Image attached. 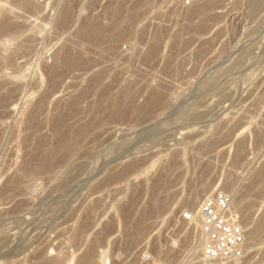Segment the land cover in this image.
Masks as SVG:
<instances>
[{
	"label": "rangeland",
	"instance_id": "1",
	"mask_svg": "<svg viewBox=\"0 0 264 264\" xmlns=\"http://www.w3.org/2000/svg\"><path fill=\"white\" fill-rule=\"evenodd\" d=\"M5 1L0 264H180L197 243L187 215L219 190L251 231L229 264H264V3Z\"/></svg>",
	"mask_w": 264,
	"mask_h": 264
},
{
	"label": "built area",
	"instance_id": "2",
	"mask_svg": "<svg viewBox=\"0 0 264 264\" xmlns=\"http://www.w3.org/2000/svg\"><path fill=\"white\" fill-rule=\"evenodd\" d=\"M197 221L200 253L188 252L190 257L180 264H229L243 258L246 231L231 194L219 190L205 197L197 210Z\"/></svg>",
	"mask_w": 264,
	"mask_h": 264
},
{
	"label": "bare ground",
	"instance_id": "3",
	"mask_svg": "<svg viewBox=\"0 0 264 264\" xmlns=\"http://www.w3.org/2000/svg\"><path fill=\"white\" fill-rule=\"evenodd\" d=\"M9 1L12 2V0H9ZM18 1H19V0H18ZM21 1H22V0H21ZM126 1H127V0H126ZM126 1H125V2H126ZM249 1H250V2H249L250 4H251V2H252L253 4L256 3L255 5H259V4H261V3H264V0H249ZM206 2H207V1H206ZM7 3H8V1H7ZM12 3H13V2H12ZM16 3H17V1L15 2V4H16ZM24 3H25L26 5H29L30 1H29V0H24ZM32 3H34V1H33ZM32 3H31V5L33 6ZM72 3H73V2H72ZM194 3H195V2H194ZM198 3H199V2L196 3V4H197V7L200 8V6H198ZM201 3H202V1H201ZM207 3H208V2H207ZM9 4H11V3L9 2ZM9 4L7 5V4H6V1H5V3L0 2V11H1V12H4V13H7V14L9 15V13H11V11H13L14 6H17V5H14L13 8H11L12 6L10 7ZM209 4H210V3H209ZM12 5H13V4H12ZM63 5H64V4H63ZM131 5H132V4H131ZM202 5H203V3H202ZM251 5H252V4H251ZM18 6H19V5H18ZM32 6H31V7H32ZM35 6H36V5H35ZM33 7H34V6H33ZM130 7H131V6H130ZM133 7H134V6H133ZM192 7H193V6H192ZM197 7H196V10H197ZM203 7H206V6H203ZM259 7H260V5H259ZM202 9H203V8H202ZM202 9H201V10H202ZM205 9H207V8H205ZM205 9H204V10H205ZM14 10H15V9H14ZM198 10H199V9H198ZM201 10H200V11H201ZM260 10H261V9H260ZM17 11H18V7H17ZM20 11H21V10H20ZM20 11H19V12H20ZM130 11H131V10H130ZM200 11H199V12H200ZM60 12H61V11H60ZM71 12H72V10H71ZM71 12H70V13H71ZM115 12H116V11H115ZM4 13H2L3 16H4ZM15 13H16V12H15ZM15 13H14V16H17ZM70 13H69L68 8H64V9H63V12H62V14H61V16H60V20L58 21L59 24L57 23V25H60V26H61V29H62V26H64V24L67 22ZM72 13H73V12H72ZM193 13H194V12H193ZM18 14H21V13H18ZM25 14H26V13H25ZM5 15H6V14H5ZM111 15H112V14H111ZM128 15H129V14H128ZM3 16H2V17H3ZM9 16H10V15H9ZM9 16H6V17H9ZM29 16H30V15H29ZM102 16H103V15H102ZM126 16H127V15H126ZM2 17H1V18H2ZM18 17H20V16H18ZM22 17H24V16H22ZM26 17H27V16H26ZM30 17H31V16H30ZM128 17H129V16H128ZM4 18H5V17H3V19H4ZM57 18H58V17H57ZM7 19H8V18H7ZM98 19H100V18H98ZM108 19H109V18H108ZM125 19H126V18H125ZM8 20H10V19H8ZM8 20H5V21L2 22V23L0 22V23H1V24H0V31H1V32L6 31V30L8 29V27L10 26ZM115 20H116V19H115ZM115 20H114V21H115ZM118 20H120V19H118ZM0 21H1V20H0ZM30 21L32 22V19H31ZM68 21H69V20H68ZM96 21H98V20H96ZM103 21H104V20H103ZM108 21H110V20H108ZM23 22H25V21H23ZM23 22L20 21L19 23H23ZM56 22H57V21H56ZM56 22H55V23H56ZM93 22H94V21H93ZM112 22H113V21H112ZM13 23H14V22L12 21V24H13ZM15 23H18V21L15 22ZM90 23H92V21H91ZM98 23H99V22H98ZM101 23H102V22H100V24H101ZM106 23H107V22H106ZM114 23H115V22H114ZM117 23H118V22H117ZM12 24H11V26H14V25H12ZM25 24L27 25V22H26ZM92 24H93V23H92ZM96 24H97V23H96ZM102 24H103V23H102ZM110 24H111V22H110ZM121 24H122V23H121ZM124 24H125V23H124ZM124 24H123L122 26H124ZM126 24H127V22H126ZM16 25H17V24H16ZM29 25H30V24H29ZM57 25H56V26H57ZM65 25H67V24H65ZM107 25H109V23H108ZM115 25H116V23H115ZM127 25H128V24H127ZM17 26H19V24H18ZM95 26H96V25H95ZM109 26H110V25H109ZM111 26H112V25H111ZM116 26H117V25H116ZM122 26H120V27H122ZM19 27H20V26H19ZM22 27H23V26H22ZM57 27H58V26H57ZM103 27H106V26L104 25ZM103 27H101L100 25H99L98 27L96 26L95 28L91 27L92 30L94 31V32L92 33V35L94 34V37H93V38H94V39H93L94 42H95V39H96V38H98L99 40H100V39L107 38V37H106V36H107V32H106V30H105L106 28H103ZM112 27H113V26H112ZM112 27H110V28H112ZM120 27H118V28H120ZM15 28H17V27H15ZM23 28H24V27H23ZM25 28H26V27H25ZM59 28H60V27H59ZM108 28H109V27H108ZM110 28H109V29H110ZM125 28H127V27H125ZM64 29H65V28H64ZM112 29H113V28H112ZM120 29H121V28H120ZM123 29H124V28H122V30H123ZM17 30H18V29H17ZM17 30H16V31H17ZM115 30H117V32H119V31H118L119 29H115ZM122 30H121V31H122ZM9 31H11V30H9ZM19 31H20V29H19ZM19 31H18V32H19ZM85 31H87V30L85 29ZM90 31H91V30H90ZM90 31H89V33H90ZM126 31H127V30H126ZM126 31L124 30V32H126ZM7 32H8V31H6L5 34H6ZM11 32H12V31H11ZM11 32H8V34H9V33L11 34ZM13 32H14V31H13ZM82 32H83V31H82ZM108 32H109V31H108ZM114 32H115V31H114ZM124 32H123V33H124ZM119 33H120V32H119ZM123 33H122V34H123ZM30 34H33V33H30ZM112 34H113V31H112ZM120 34H121V33H120ZM33 35H34V34H33ZM33 35H31V36H33ZM79 35H80V34H79ZM89 35H90V37H91V33H90ZM1 36H2V35H1ZM115 36H116V35H115ZM117 36H118V35H117ZM121 36H122V35H121ZM4 37H6V36H4ZM8 37H9V36H8ZM33 37H35V36H33ZM81 37L83 38L84 36L82 35ZM118 37H119V36H118ZM31 38H32V37H31ZM84 38H85V37H84ZM111 38H112V37H111ZM114 38H115V37H114ZM8 39H9V38H8ZM85 39H86V38H85ZM90 39H91V38H90ZM98 39H97V40H98ZM80 40H81V38H80ZM78 41H79V40H78ZM89 41H90V40H89ZM89 41H88V42H89ZM97 42H98V41H97ZM23 43H25V42L23 41ZM83 43H84V42H83ZM92 43H93V42H92ZM88 44H89V43H88ZM88 44H86V45H88ZM99 44H100V43H99ZM65 45H66V44H65ZM79 45H80V44H79ZM79 45H78V49H79ZM113 45H114V44H113ZM81 46H83V45H81ZM90 46H91V45H90ZM92 46H93V45H92ZM21 47H22V46H21ZM63 47H64V46H63ZM65 47H66V46H65ZM83 47H84V46H83ZM23 48H24V47H23ZM66 48H67V47H66ZM70 48H71V47H70ZM74 48H75V47H74ZM80 48H81V47H80ZM62 49H63V48H62ZM67 49H68V48H67ZM82 50H83V49H82ZM18 52H19V51H18ZM57 53H58V52H57ZM71 53H72V52H71ZM71 53H70L69 50H67V51H65V52L63 51V55L61 54L62 57H61V59H59V63H60V65H61L63 68H65V67H66L67 65H69V64L77 63V59L74 58V56L72 57V55L70 56ZM76 53H77V52H76ZM86 53H87V52H86ZM11 54H12V53H11ZM11 54H10V55H11ZM156 54H157V53H156ZM15 55H16V54H15ZM74 55H75V53H74ZM86 55H87V54H86ZM82 56H83V55H82ZM5 57H6V56H5ZM76 57H77V56H76ZM146 57H147V56H146ZM0 58H1V56H0ZM148 58H149V56H148ZM78 59H79V61L81 62V60H82L81 57H79ZM83 59H84V58H83ZM88 59H89V58H88ZM2 60H3V59H2ZM6 60H7V59H6ZM54 60H55V59H54ZM89 60H90V59H89ZM7 61H8V60H7ZM82 61H83V60H82ZM87 61H88V60H87ZM92 62H93V61H92ZM44 63H45V62H44ZM52 63H53V62H52ZM52 63H51V64H52ZM54 63H55V61H54ZM56 63H57V61H56ZM56 63H55V64H56ZM1 64H2V63H1ZM45 64H46V63H45ZM46 66H47V65H46ZM57 66H59V65H57ZM70 66H71V65H70ZM43 67H44V65H43ZM49 67H50V66H49ZM53 67H54V66H53ZM53 67H52V68H53ZM55 67H56V66H55ZM55 67H54V68H55ZM67 67H68V66H67ZM0 68H1V66H0ZM60 68H61V67H60ZM60 68H59V69H60ZM68 68H69V67H68ZM42 69H43V68H42ZM45 69H47V68H45ZM50 69H51V68H50ZM73 69H74V68H73ZM48 70H49V69H48ZM54 70H56V69H54ZM54 70H53V71H54ZM62 70H63V69H62ZM65 70H66V69H65ZM43 71H44V69H43ZM45 71H46V70H45ZM60 71H61V70H60ZM63 71H64V70H63ZM63 71H62V72H63ZM72 71H73V70H72ZM68 72H69V71H68ZM44 73H46V72H44ZM52 73H53V75H54L55 71L52 72ZM57 73H58V70H57ZM49 75H50V74H49ZM49 75H47V77H48ZM55 75H56V74H55ZM50 76H51V75H50ZM50 76H49V77H50ZM55 78H56V77H55ZM61 78H62V76H61ZM63 78H64V77H63ZM63 78H62V79H63ZM58 79H59V77H58ZM54 80H55V79H54ZM54 80H53V81H54ZM3 81H4V80H3ZM3 81H2V82H3ZM51 81H52V80H51ZM0 83H1V82H0ZM59 83H60V82H59ZM49 84H50V83H49ZM54 84H55V83H54ZM57 84H58V83H57ZM8 85H9V84H8ZM8 85H7V86H8ZM52 85H53V84H52ZM203 85H204V84H203ZM47 86H48V85H47ZM49 86H50V85H49ZM53 86H54V85H53ZM55 86H56V85H55ZM126 86H128V85H126ZM126 86H125V88H126ZM5 87H6V86H5ZM51 87H52V86H51ZM129 87H130V86H129ZM132 87H133V86H132ZM7 89H8V88H7ZM15 90H16V89H15ZM47 90H49L48 87H47ZM45 92H46V91H45ZM5 93H6V92H5ZM100 93H101V92H100ZM123 93H124V92H123ZM123 93H122V95H123ZM48 94H49V93H48ZM112 94H113V93H112ZM2 96H3V95H2ZM7 96H8V95H7ZM45 96H46V94H45ZM118 96H119V94H118ZM123 96H124V95H123ZM152 96H153V95H152ZM4 97H5V96H4ZM46 97H47V96H46ZM79 97H80V96H79ZM73 98L75 99V97H73ZM76 98H77V97H76ZM101 98H102V97H101ZM108 98H109V97H108ZM111 98H112V97H111ZM129 98H130V97H129ZM79 99H80V98H79ZM122 99H123V98H122ZM2 100H4V99H2ZM77 100H78V99H77ZM111 100H112V99H111ZM155 100H157V99H155ZM102 101H103V100H102ZM119 101H120V99H119ZM72 102H73V100H72ZM75 102H76V101H75ZM78 102H79V101H78ZM149 102H150V101H149ZM119 103H120V102H119ZM122 103H123V102H122ZM128 103H129V102H128ZM71 104H72V103H71ZM74 104H75V103H74ZM76 104H77V103H76ZM115 104H116V102H115ZM2 105H3V104H2ZM6 105H7V104H6ZM6 105H5V106H6ZM33 105H34V104H33ZM40 105H41V104H40ZM72 105H73V104H72ZM72 105H71V106H72ZM117 105H118V104H117ZM5 106H4V107H5ZM35 106H36V105H35ZM35 106H34V107H35ZM75 106H76V105H75ZM121 106H122V105H121ZM0 107H1V106H0ZM4 107H3V108H4ZM6 107H7V106H6ZM34 107H33V108H34ZM39 107H40V106H39ZM123 107H124V106H123ZM33 108H32V109H33ZM36 108H37V107H36ZM73 108H74V107H73ZM102 108H103V107H102ZM10 109H11V108H10ZM2 110H3V109H2ZM4 110H5V109H4ZM33 110H34V109H33ZM93 110H94V109H93ZM34 111L37 112L36 110H34ZM2 112H3V111H2ZM28 112H30V111L28 110ZM31 112H32V111H31ZM65 113H66V112H65ZM32 114H33V113H32ZM63 114H64V113H63ZM26 115H27V114H26ZM33 115H34V114H33ZM66 115H67V114H66ZM27 116H28V115H27ZM35 116H37V115H35ZM60 116H61V115H60ZM64 116H65V115H64ZM30 117H31V116H30ZM33 117H34V116H33ZM65 118H67V117H65ZM65 118H64V119H65ZM28 119H29V118H28ZM30 119H32V118H30ZM26 120H27V119H26ZM32 121H33V120H32ZM34 121H35V120H34ZM94 121H95V120H94ZM94 121H93V122H94ZM35 122H36V121H35ZM55 122H56V121H55ZM23 123H24V122H23ZM40 123H41V122H40ZM40 123H39V124H40ZM42 123H43V122H42ZM63 123H64V122H63ZM43 124H44V123H43ZM50 124H51V123H50ZM92 124H93V123H92ZM65 125H67V123H66ZM77 125H78V124H77ZM89 125H90V123H89ZM29 126H32V125H29ZM33 126H34V125H33ZM55 126H56V125H55ZM62 126H63V125H62ZM68 126H69V125H68ZM59 127H60V125H59ZM94 127H96V126H94ZM36 128H37V127H36ZM77 129H78V128H77ZM80 129H81V128H80ZM35 130H36V129H35ZM38 130H39V129H38ZM60 130H61V129H60ZM60 130H59V131H60ZM74 130H75V129H74ZM63 131H64V130H63ZM68 131H69V130H68ZM76 131H77V130H76ZM31 132H32V131H31ZM54 132H56V131H54ZM61 132H62V131H61ZM83 132H84V131H83ZM89 132H90V131H89ZM32 133H33V132H32ZM59 133H60V132H59ZM62 133H65V132H62ZM67 133H68V132H67ZM28 134H29V133H28ZM55 134H56V133H55ZM79 134H80V133H79ZM83 134H84V133H83ZM86 134H87V133H86ZM41 135H42V134H41ZM65 135H66V134H65ZM36 136H37V135H36ZM53 136H54V134H53ZM77 136H78V135H77ZM23 137H25V136H23ZM30 137H31V136H30ZM41 137H42V136H41ZM48 138H49V137H47V139H48ZM71 138H72V137H71ZM28 139H29V138H28ZM55 140H56V138H55ZM43 141H44V140H43ZM53 141H54V140H53ZM59 141H60V140H59ZM72 141H73V140H72ZM45 142H49V141H45ZM69 142H70V141H69ZM56 143H57V142H56ZM61 143H62V142H61ZM34 144H36V143H34ZM47 144H48V143H47ZM58 144H59V143H58ZM72 144H73V143H72ZM54 146H55V145H54ZM54 146H53V147H54ZM58 146H59V145H58ZM67 146H68V144H67ZM32 147H33V146H32ZM51 147H52V146H51ZM51 147H50V148H51ZM61 147H62V146H61ZM69 147H70V145H69ZM50 148H49V149H50ZM54 148H55V147H54ZM64 148H65V146H64ZM72 148H74V147H72ZM72 148H71V149H72ZM31 149H32V148H31ZM42 149H43V148H42ZM62 149H63V148H62ZM68 149H69V148H68ZM75 149H76V148H75ZM53 150H55V149H53ZM56 150H57V149H56ZM58 150H61V149H58ZM65 150H67V149H65ZM37 151H38V150H37ZM51 151H52V150H51ZM67 151H68V150H67ZM71 151H72V150H71ZM71 151H70V152H71ZM25 152H26V151H25ZM25 152H24V153H25ZM34 152H35V151H34ZM34 152H33V153H34ZM54 152H56V151H54ZM50 153H51V152H50ZM57 153H58V152H57ZM64 153H65V152H64ZM73 153H74V152H73ZM69 154H70V153H69ZM50 155L52 156V154H50ZM62 155H63V152H62ZM66 155H67V154H65V156H66ZM70 155H71V154H70ZM37 156H38V155H37ZM46 156H47V155H46ZM55 156H56V155H55ZM31 157H32V156H31ZM34 157H35V156H34ZM34 157H32V158H34ZM61 157H62V156H61ZM61 157H60V158H61ZM68 157H69V156H68ZM49 158H50V156H49ZM53 158H54V153H53ZM53 158H51V159H53ZM65 158H66V157H65ZM41 159H42V158H41ZM30 160H31V159H30ZM37 160H38V157H37ZM42 160H43V159H42ZM42 160H41V161H42ZM45 160H46V159H45ZM49 160H50V159H49ZM54 160H55V159H54ZM41 161L39 160V162H41ZM47 161H48V160H47ZM21 162H22V161H21ZM28 162H29V160H28ZM50 162H51V161H50ZM23 163H24V162H23ZM44 163H45V162H44ZM62 163H63V162H62ZM30 164H32V163H30ZM54 164H55V162H54ZM36 165H37V164H36ZM46 165H47V164H46ZM46 165H45V166H46ZM49 165H50V164H49ZM49 165H48V167H49ZM63 165H64V163H63ZM24 166H25V165H24ZM26 166H27V165H26ZM32 166H33V165H32ZM55 166H56V165H55ZM41 167H43V166H41ZM52 167H53V165H52ZM128 167H129V166H128ZM24 168H25V167H24ZM27 168H28V166H27ZM45 168L47 169V167H45ZM130 168H131V167H130ZM25 169H26V168H25ZM25 169H24V170H25ZM30 169H31V167H30ZM39 169H40V167H39ZM39 169H38V170H39ZM50 169H51V168H50ZM128 169H129V168H128ZM36 170H37V168H36ZM38 170H37V172L40 171V170H39V171H38ZM41 170H42V169H41ZM44 170H45V169H44ZM48 170H49V169H48ZM28 171H29V169H28ZM34 171H35V170H34ZM22 172H23V169H22ZM25 172H26V171H25ZM45 172H46V170H45ZM50 172H51V171H50ZM20 173H21V172H20ZM31 173H32V171H31ZM34 173H35V172H34ZM34 173H33V174H34ZM263 173H264V172H263ZM23 174H24V173H23ZM27 174H28V173H27ZM27 174H26V176H28ZM18 175H19V174H18ZM35 175H37V173H36ZM19 176H20V175H19ZM24 176H25V175H24ZM15 177H16V176H15ZM21 177H22V176H21ZM31 177H32V176H31ZM33 177H34V176H33ZM36 177H37V176H36ZM261 177H262V176H261ZM12 179H13V178H12ZM20 179H21V178H20ZM30 179H31V178H30ZM13 180H14V179H13ZM25 180H26V179H25ZM25 180H24V181H25ZM27 180H28V179H27ZM18 182H19V181H18ZM20 182H21V181H20ZM25 182H26V181H25ZM9 184H10V183H9ZM19 184H20V183H19ZM22 184H23V183H22ZM22 184H21V185H22ZM12 185H13V184H12ZM23 185H24V184H23ZM29 185H30V184H29ZM204 185H205V184H204ZM213 185H214V184H213ZM213 185L209 183V185L206 186V189H207V190H208V189H209V190L212 189V188H213ZM19 186H20V185H19ZM19 186H18V189H20ZM25 187H26V186H25ZM6 188H7V187H6ZM16 188H17V187H16ZM16 188L14 187V189H16ZM14 189H13V192H14ZM200 189H201V188H200ZM206 189H205V190H206ZM26 190H27V189H26ZM205 190H204L203 192H205ZM5 191H6V190H5ZM18 191H19V190H18ZM201 191H202V190H201ZM16 192H17V191H16ZM21 192H22V191H21ZM197 192H198V191H197ZM195 195H196V194H195ZM195 195H194V196H195ZM197 195H198V194H197ZM197 195H196V196H197ZM201 195H202V194H200L199 196H201ZM194 196L192 195L193 203H194V204H196V203L199 204L200 202H196V201H194V199H193ZM195 198H198V197H195ZM196 200H197V199H196ZM198 201H199V200H198ZM21 202H22V201H21ZM22 204H23V202H22ZM22 204H21V205H22ZM191 204H192V201H191ZM198 204H197V205H198ZM132 208H133V207H132ZM194 208H196V207H194ZM125 210H126V209H125ZM123 211H124V210H123ZM128 211H129V210H128ZM126 212H127V211H126ZM243 212H244V211H243ZM124 213H125V211H124ZM144 215H145V214H144ZM190 216H191V217L193 216V220H192V221H194V222L196 223V225L198 226V221H197V211H196L194 214H193V213L190 214ZM142 217H143V216H142ZM245 217H246V216H245ZM139 219H140V218H139ZM191 219H192V218H191ZM194 222H193V223H194ZM243 223H244V222H243ZM133 224H134V223H133ZM135 224H136V223H135ZM135 224H134V226H135ZM138 224H139V222H138ZM140 224L142 225V223H140ZM141 225H140V227H141ZM136 226H137V225H136ZM142 226H143V225H142ZM138 227H139V226H138ZM142 228H143V227H142ZM143 229H144V228H143ZM254 229H255V228H252V229H250V230H254ZM259 229H260V228H259ZM137 230H139V229H137ZM255 230H258V229H255ZM139 232H140V231H139ZM142 232H143V231H142ZM254 232H255V231H254ZM247 233H251V231H250V232L247 231ZM247 233H246V234H247ZM257 233H258V232H257ZM252 235H253V232H252ZM252 235H251V236H252ZM249 236H250V235H248V237H249ZM253 236H254V235H253ZM138 237H140V236H138ZM138 239H139V238H138ZM131 240H132V239H131ZM136 240H137V238H136ZM196 242H197V241H196ZM133 243H134V241H133ZM156 244H157V243H156ZM159 245H160V244H159ZM192 245H193V246H192V249H191L190 251H192V254H194V255L197 256V254L200 253V245H199L198 243H195V245H194V244H192ZM160 249H161V248H159V250H160ZM89 250H90V249H89ZM157 250H158V249H157ZM159 250H158V252H160ZM190 251H189V252H190ZM89 252H90V251H89ZM89 252H88V253H89ZM105 252H106V251H105ZM105 252H104V255H105ZM162 252H163V249H162ZM187 253H188V251H187ZM86 254H87V253H86ZM159 254H160V253H159ZM170 255H171V254H170ZM84 256H88V254H87V255H84ZM162 256H164V255H162V253H161V257H162ZM157 257H158V255H157ZM164 257H165V256H164ZM164 257H163V258H164ZM172 257H174V256H172ZM188 257H189V255H188ZM106 258H107V257H106ZM177 258H178V257H177ZM84 259H85V257H84ZM43 260H44V259H43ZM81 260H83V259H81ZM155 260H156V259H155ZM157 260H158V258H157ZM159 260H161V259H159ZM159 260H158V261H159ZM178 260H179V259H178ZM85 261H86V259H85ZM39 262H41V261H39ZM153 262H156V261H154V259H153V260H150V261H149V264H152ZM232 263H233V262H232ZM154 264H155V263H154ZM157 264H158V262H157Z\"/></svg>",
	"mask_w": 264,
	"mask_h": 264
}]
</instances>
